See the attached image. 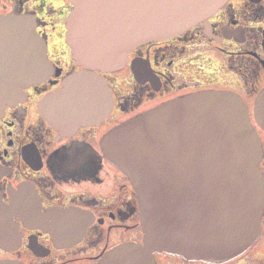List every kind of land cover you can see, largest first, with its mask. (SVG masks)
<instances>
[{"label": "water", "instance_id": "1", "mask_svg": "<svg viewBox=\"0 0 264 264\" xmlns=\"http://www.w3.org/2000/svg\"><path fill=\"white\" fill-rule=\"evenodd\" d=\"M68 1L73 7L65 41L80 69L39 105L60 130L98 123L110 112L111 92L98 71L120 69L137 45L187 30L226 0ZM34 23L27 15L0 16V114L22 98L23 88L51 73ZM252 119L264 130V88L254 99ZM101 147L136 193L143 240L111 249L97 264H154V250L227 258L259 234L260 140L238 94L179 96L110 129Z\"/></svg>", "mask_w": 264, "mask_h": 264}, {"label": "flooded vegetation", "instance_id": "2", "mask_svg": "<svg viewBox=\"0 0 264 264\" xmlns=\"http://www.w3.org/2000/svg\"><path fill=\"white\" fill-rule=\"evenodd\" d=\"M68 0H0V16L27 15L45 40L51 73L23 88L0 114V262L97 264L111 249L143 240L136 193L105 157L112 128L169 100L230 91L247 105L260 140V230L242 251L193 259L154 250V264H264V130L252 120L264 88V0H226L211 16L166 39L128 51L116 71L99 72L112 106L98 123L60 130L40 112L43 98L80 69L65 41Z\"/></svg>", "mask_w": 264, "mask_h": 264}]
</instances>
